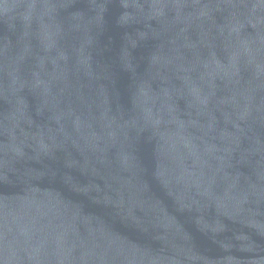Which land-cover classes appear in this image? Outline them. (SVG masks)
<instances>
[{
    "label": "water",
    "instance_id": "95a60500",
    "mask_svg": "<svg viewBox=\"0 0 264 264\" xmlns=\"http://www.w3.org/2000/svg\"><path fill=\"white\" fill-rule=\"evenodd\" d=\"M0 264H264V0H0Z\"/></svg>",
    "mask_w": 264,
    "mask_h": 264
}]
</instances>
